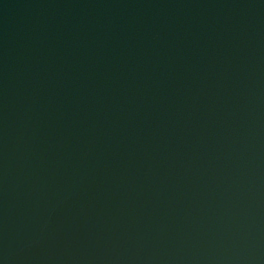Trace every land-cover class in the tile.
I'll return each instance as SVG.
<instances>
[{
  "label": "water",
  "instance_id": "water-1",
  "mask_svg": "<svg viewBox=\"0 0 264 264\" xmlns=\"http://www.w3.org/2000/svg\"><path fill=\"white\" fill-rule=\"evenodd\" d=\"M0 264H264V0H0Z\"/></svg>",
  "mask_w": 264,
  "mask_h": 264
}]
</instances>
